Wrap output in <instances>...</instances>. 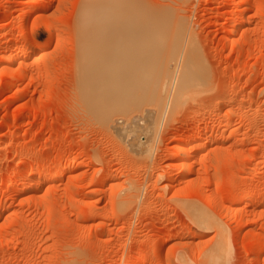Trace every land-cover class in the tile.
<instances>
[{
    "label": "rangeland",
    "instance_id": "374dc122",
    "mask_svg": "<svg viewBox=\"0 0 264 264\" xmlns=\"http://www.w3.org/2000/svg\"><path fill=\"white\" fill-rule=\"evenodd\" d=\"M234 1L123 0L162 15L168 12L172 23L180 20L185 22L183 25L188 24L184 33L189 37L183 33L162 34L160 37H165V41L167 37L177 36L179 44L174 48L187 45L189 50L193 48L186 53L187 46L181 47L187 55L193 50L198 52L189 55L194 56L192 61L197 60L196 57L199 60L195 69H191L207 79L206 84L201 80L202 84L191 91L192 97L189 92L186 97L183 95L184 104L180 102L181 98L180 106L174 95L177 79H173L168 86V96L164 93L163 103L166 105L159 103L162 109L156 110L161 112V118L160 112H155L158 114L156 122L152 120L156 114L151 120L156 125L152 126L151 122L146 125L147 133L152 129L151 151L147 149L148 152L145 150L139 154L131 150L126 134L132 132V135L136 131L144 134L139 131L141 127L136 126L134 132L130 127L128 130V127L124 128L126 138L120 131L118 135L114 129L106 128L87 108V101L79 93L78 82L83 76L81 69L84 65L88 67L82 70L88 72L86 77L97 71L95 75L99 79L102 75L106 77L103 79H113L115 75L110 74L112 65L102 66V70L107 69V72L101 74L100 64L105 61L107 65L109 60L110 65L108 57L115 51L116 54L120 50L128 52L129 56L141 51L134 40L140 33L108 34L103 45L120 49L113 48L109 56L110 50L105 47V52L103 45L100 48L88 46L86 50L79 47L81 38L76 24L83 0H0V264H201L205 260L206 249L217 239V231L214 227L203 229L197 225L185 207L190 202L195 204L194 207L210 212L227 227L229 242L234 246L229 264H264V252L260 258L254 256L260 249L264 251V194L255 195V203L249 206L238 205L242 213L239 211L234 219L226 218V213L234 206L233 202L245 193L243 185L259 168L251 191L264 188V159H257L264 152V0H242L239 4ZM238 11L245 12L244 23L236 21L240 15ZM32 25L41 28L39 35L33 31L23 33L24 27ZM235 27L237 30L233 32ZM128 35L131 36V47L130 40L126 43L129 48L134 47L133 54L126 49ZM142 35H138L139 41L140 38L146 39ZM181 35L183 38H179ZM110 37L111 41L107 40ZM187 39H191V44ZM23 42L32 43L34 48L41 46L42 50L21 55L19 45ZM121 42L125 45L122 46L124 43ZM95 48L101 49L99 54L104 52L99 55ZM149 48L157 47L151 44ZM95 50L97 54L93 53ZM91 52L101 61L93 62L95 57ZM178 52L173 53L178 59L174 61L176 66V61L181 66L180 62L183 63L188 56L182 51L178 57ZM152 53L154 56L155 52ZM182 53L185 54L183 57ZM140 55L139 61L137 56L133 57L137 64L133 68L124 67L129 63V56L127 60L126 56L123 58L125 63L121 60L124 55L119 57L125 64L121 66L122 70L118 68L124 76L116 75L121 82L126 78L128 81L135 78L134 83L137 79L143 81L154 72L152 69L158 67H149L147 55ZM87 57L90 63L99 66L95 69H92L93 64L82 66ZM170 57L173 61L174 57ZM170 62L172 66L174 62ZM174 69L178 78L179 71ZM191 72L197 78V74ZM108 73L113 77H108ZM173 73L171 71L170 74ZM152 76L151 79L156 77ZM126 83L124 87L128 88ZM144 88L146 90H141L148 92ZM148 89L150 92V87ZM125 92L123 96L126 97L134 94H127L128 90ZM170 100L172 104H169L173 106L176 102L178 106L176 103L174 106L177 108L167 104ZM126 107H121L122 114V110L116 109L112 119L122 115L124 127L135 113L136 105L129 110ZM118 110L119 113L116 112ZM168 111L174 115L167 116ZM214 117L220 120L231 118L232 125L212 124L209 120ZM199 124L202 140L210 138L215 142L208 147L203 158L197 156L199 148H188L187 153L193 154L194 169L184 186L181 184L183 171L174 170L178 164L175 146L185 138L192 139L194 135L191 132ZM207 127L209 132L212 130L211 135L208 132L210 136L206 131L204 133ZM147 133L141 135L143 140L148 138ZM35 166L47 168L49 172L61 167L62 171L56 178L45 181L42 175L29 172ZM235 173L240 174V181L234 178ZM91 179L95 180L89 186ZM235 183L243 185L238 190L234 188L238 186ZM26 184L29 188L20 192L18 189ZM135 192L139 196H134ZM210 197L217 200L219 207L213 205ZM11 208H19V211L14 212ZM238 223L242 231L237 229ZM13 236L16 240L7 243ZM182 256L183 260L179 258Z\"/></svg>",
    "mask_w": 264,
    "mask_h": 264
},
{
    "label": "bare ground",
    "instance_id": "6f19581e",
    "mask_svg": "<svg viewBox=\"0 0 264 264\" xmlns=\"http://www.w3.org/2000/svg\"><path fill=\"white\" fill-rule=\"evenodd\" d=\"M41 1V0H40ZM122 1V2H121ZM241 1L242 0H235L234 1V3L235 4H239V3H241ZM44 3V2H43ZM46 3V2H45ZM219 3V2H218ZM258 3V2H257ZM260 3V2H259ZM263 3V2H262ZM45 5V4H44ZM44 5H42V6H44ZM258 6V5H257ZM45 7V6H44ZM259 7V6H258ZM35 8V7H34ZM263 9V8H262ZM246 9L244 8V11H245ZM259 10H260V8H259ZM79 12H78V19H77V21H78V24H76V26H77V32L79 33V35H80V40L81 41H79L80 42V44L81 45H79V47H82V49H84V50H86L87 49V47L89 46V47H91L92 45L95 47V46H99V48H100V46L101 45H103L104 43H106V36L108 35V34H118V35H120V33H124V32H137V33H140V34H137V36L135 35V37H136V39H134V40H136L135 42L136 43H138L139 45H138V47H140V48H138L139 50H141V51H137L138 53L140 52L141 53V55H140V53H139V55H140V57L142 56L143 57V55H142V53H145V55H147V57H146V59H148V62H149V67H151L152 68V65H154V66H158L157 68H154V66H153V68H154V70L152 69V71H154L153 73H157V72H159L158 73V75L157 74H151V75H153V76H155L156 75V77H153L152 79H151V75L149 76V78H147V79H145V78H143V81H141L140 79V81L137 79V80H135L136 81V83H134V79H132V80H126L125 79V83H126V85L128 86V88L127 87H124V85H125V83L123 82H121V80L118 78V76H120L121 74L118 72L119 71V69L120 68H122L121 66H124L125 64H123V63H125V62H123V58H125V56H126V59L125 60H127V56H129L127 53L128 52H124V53H122L121 52V50L119 49V48H114V47H111V46H115V44L114 45H110V47H111V49L110 48H108V46L109 45H103V47H102V49H104L105 47H107L110 51L108 52V50H107V54L109 55L110 54V52H112V50H113V48L114 49H116V50H120V52H117L118 54H116L115 52H112V55L110 56V57H108V59L110 58V61H111V64L109 65L108 63H110L109 62V60L106 62L107 63V65H105V61L104 62H102L103 63V65H101L100 64V66L97 64V65H95L94 66V64L95 63H90V61H89V58L91 57L90 55L87 57V59H85V62H83L82 61V66L85 64V63H87V64H89V65H91V64H93L92 65V69H95V67L97 68V66H99V69H101L102 70V66H103V68L104 67H106V66H111L112 65V67H110V71L112 70L113 72L112 73H110L111 75H115L114 77L113 76H111V77H113V79H103V78H106V77H103L104 75H102L101 77H102V79H99L100 77L99 76H96L95 74L97 73V71H96V73L92 76V75H90V73H89V77H91L92 76V79L91 78H89L88 76L86 77V75H88V72L86 73V72H84V71H82L83 70V68H88V67H86L87 65H84L83 66V68L81 69V73H83V76L81 77V79L79 78V82H78V84H79V86L78 85H76V86H78L79 87V93H80V95L82 94V97L85 99V101H87L86 103H88V109L93 113V114H95L96 116H98V120H99V122H102V124H105L104 126H106V128L108 127V128H111L112 130L114 129V131L117 133H119V131H120V133H121V135L123 136V135H125L124 133H125V131H126V129L128 130L129 129V127L131 128V130L134 132L136 129H134V128H137L136 126H139V127H141V129H139V131L140 130H142V133H144V134H146L147 133V127L148 126H146L147 124H149V122H151L150 124H152L153 122H156V121H154L156 118V116L158 115V114H156L155 112H160V111H156V110H160V107L158 106V105H161L162 103H163V98H164V93L166 92V95L168 96V94H167V92H168V86L172 83V81H174L173 79L175 78V79H177L176 80V84H175V91H174V95H175V101L179 104V101H180V99L183 97V95H185V97H186V93H190L191 94V91L192 90H194V89H196L197 87H198V85L199 84H202V82H205V84H206V76L204 77V75H202V76H200V74L199 73H197V71H195V70H193V69H191L192 67H194V69H195V66L197 65V64H199V62H197V60H198V58L196 57V59L197 60H195V61H192V59L194 58V56L193 57H190L189 55L191 54V53H193L194 52V50H193V52L191 51V52H188V54L189 55H187L186 53H187V50H189L188 49V46L186 47L184 44V46L183 47H186L185 48V50H186V53H185V50H182L181 49V47L179 48V47H177V48H174V46H178V44L179 43H177L176 42V39H178V38H176V37H173L172 35L173 34H176V35H179V34H181V33H183V35L184 36H188V35H185V33L187 32V25L185 26V25H183L184 23H183V21H177L176 20V22L175 21H173L174 23H172V20L170 21V19L169 18H171V17H169L168 16V12H166L165 14H161L160 12H158L157 11V13H155L154 12V10L152 11V10H149V9H147V8H144V9H141V8H138V7H135L133 4H131V3H126V2H123V0H83V2L81 3V5H80V9L78 10ZM156 11V10H155ZM160 11V10H159ZM241 11V10H240ZM170 12V11H169ZM239 12V11H238ZM241 12H243V11H241ZM258 12H260V11H258ZM34 13V12H33ZM42 13V12H41ZM245 13V12H244ZM242 14V13H240L239 12V14H237V15H239V17L237 18L238 20H236V21H239L240 23H244V21H245V17L246 16H244L245 14ZM263 13V12H262ZM31 14V13H30ZM28 15V14H27ZM31 16V15H30ZM35 16V15H34ZM171 16V15H170ZM36 17H38V16H36ZM47 19V18H46ZM45 19V20H46ZM48 20V19H47ZM52 20V19H51ZM182 22V23H181ZM50 23V22H49ZM246 23V22H245ZM2 25H4V24H2ZM47 25H49V27L50 26H52V24H47ZM241 26V25H240ZM55 27V26H54ZM22 29V28H21ZM53 29V28H52ZM52 29H50L49 28V30H52ZM239 29V28H238ZM245 29V28H244ZM237 29H236V27H235V29H232V31L234 32V31H236ZM29 31H33V32H35L36 34H40L41 33V28L37 25V26H33L32 25V27H29V26H27V27H24L23 28V33H28ZM48 32H50V31H48ZM185 32V33H184ZM230 32H231V30H230ZM133 33V34H134ZM232 33V32H231ZM143 34V35H142ZM163 34V36L164 35H169V34H172L171 36V38L170 37H167L166 38V40H168V39H171V40H169L168 42L165 40V41H163L164 40V38L165 37H160V35H162ZM3 35V34H2ZM5 36H6V34H4ZM138 35H142V37L144 36L146 39H144V38H140L141 40L139 41V36ZM147 35V36H146ZM151 35H152V37H151ZM153 35H155V37L153 36ZM192 35V34H191ZM190 35V36H191ZM5 36H3V38H5ZM112 36V35H111ZM115 36V35H114ZM129 36V35H128ZM127 36V37H128ZM131 36L133 37V35L131 34ZM131 36H129L128 37V39H125V43L126 42H128L127 40H130V42H129V45L131 44ZM148 36H150V38H153V39H150V38H148ZM109 37V36H108ZM120 38H121V36H119ZM138 37V38H137ZM189 37V36H188ZM187 37V38H188ZM117 38H118V36H117ZM119 38V39H120ZM134 38V37H133ZM179 38H183V36L181 35ZM191 39L193 38V35H192V37H190ZM60 39V38H59ZM110 39V41H111V37L110 38H108L107 40H109ZM114 39V38H113ZM138 39V40H137ZM149 39V40H148ZM159 39V40H158ZM172 39H174V41H172ZM191 39H187L189 42H190V40ZM4 40V39H3ZM118 40V39H117ZM122 40H123V38H122ZM153 40H155V41H153ZM157 40V41H156ZM184 40H185V38H184ZM193 41H194V38L192 39ZM39 41V40H38ZM114 41H116V40H114ZM124 41V40H123ZM138 41V42H137ZM150 41V42H149ZM159 41V42H158ZM192 41V42H193ZM58 42V41H57ZM119 42V44H120V41H118ZM134 42V41H133ZM134 42V43H135ZM161 42L163 43L164 42V44L166 45H164V44H161ZM166 42V43H165ZM185 42V41H184ZM24 43V42H23ZM114 43V42H113ZM122 43V42H121ZM124 43V42H123ZM122 43V44H123ZM125 43L122 45V46H124L125 45ZM154 43V44H153ZM158 43V44H157ZM169 43V44H168ZM175 43V44H174ZM183 43V42H182ZM181 43V44H182ZM32 44V43H31ZM31 44L30 43H24L23 45L22 44H20L19 46H20V54L21 55H23V54H25V56L27 55V54H29V53H31V54H35V53H37V52H39L40 50H42L40 47L41 46H37V47H33V46H31ZM47 44V43H46ZM45 44V45H46ZM61 44V43H60ZM149 44V45H148ZM152 44V46L153 47H157V48H149V46ZM159 44H161V46L162 47H159V49H158V46H160ZM180 44V45H181ZM190 44H191V42H190ZM193 44H195V42L193 43ZM192 44V45H193ZM126 45H127V47H126V49H130V54L132 53V51L134 52V47H133V49L132 48H129L128 46V44L126 43ZM133 45V44H132ZM136 45V44H135ZM134 45V46H135ZM141 45V46H140ZM179 45V46H180ZM92 46V47H93ZM117 46H118V43H117ZM137 46V45H136ZM167 46H169L168 48H167V50H166V47ZM119 47V46H118ZM130 47H131V45H130ZM182 47V48H183ZM98 48V47H97ZM97 48H95L96 50H97V53L99 54V52L101 51V49H100V51H98V49ZM137 48V47H136ZM161 48H163V49H161ZM164 48H165V51H163L164 50ZM171 49V52H170V49ZM181 49V51H179L178 52V50L179 49ZM88 49H91V48H88ZM94 49V48H93ZM125 48H124V50H126ZM144 51H143V50ZM150 49V50H149ZM153 49V50H152ZM154 49H156V50H159V52L158 51H156V50H154ZM174 50V52H178V54H177V56L179 57V56H181V54H180V52H184L185 54H183L182 53V57L185 55L188 59H185V60H183L184 58H182V60H183V63L182 62H180V64H181V66L178 64L179 62H177L176 61V63H177V66H176V64H175V59H177V57H176V55H174L175 53L173 52V50ZM175 49H177V50H175ZM193 48H190V50H192ZM195 49V48H194ZM83 50V52L85 53L86 51H84ZM96 50L93 52V53H95V54H97L96 53ZM145 50H146V52H145ZM148 50V51H147ZM160 50L162 51V52H160ZM169 50V51H168ZM189 50V51H190ZM126 51H128V50H126ZM155 52V55L153 56V53L152 52ZM196 51V50H195ZM104 52V50L102 51V53ZM105 52H106V48H105ZM136 52V51H135ZM137 52L135 53V54H133V55H131V56H129L128 57V64H126L124 67L126 68H133L134 66H136L137 64H136V61H134V59H133V57H138L139 55L137 54ZM165 52H169L168 54H167V56H166V54H165ZM174 54H173V53ZM84 53H83V55H84ZM92 53V52H91ZM90 53V54H91ZM92 53V55H94V57H95V59H93L92 61L93 62H95V61H101V60H98V59H96L97 57H98V55L97 56H95V54H93ZM102 53H100L99 55H101ZM152 53V54H151ZM156 53L158 54V55H156ZM160 53V54H159ZM194 53H198V52H194ZM86 54V53H85ZM105 54V53H104ZM114 54V55H113ZM119 54H121V55H119ZM150 54L152 55V56H150ZM164 54H165V56H164ZM12 55V54H11ZM10 54H9V56H11ZM15 55V54H14ZM82 55V54H81ZM82 55V58L84 57V56H87V54L86 55H84L83 56ZM124 55V56H123ZM161 55V56H160ZM173 56L174 57V59H173V61H171L170 59H172V57H170V56ZM195 55H199V54H195ZM122 58H121V57ZM168 56H169V60L171 61H169L168 60ZM191 56H192V54H191ZM93 57V56H92ZM93 57V58H94ZM101 57H105V55L103 56H101ZM121 58V60H122V62H121V60H120V58ZM149 57H151V58H149ZM49 58V57H48ZM107 58V57H106ZM165 58H167V59H165ZM8 59V58H7ZM10 57H9V61H10ZM51 59V58H50ZM92 59V58H91ZM129 59H131V61L129 60ZM195 59V58H194ZM51 60H53V59H51ZM86 60L89 62H86ZM103 60V59H102ZM105 60V59H104ZM119 60H120V62H119ZM178 60V59H177ZM138 61H139V57H138ZM185 61V62H184ZM199 61V60H198ZM99 62H97V63H99ZM152 62V63H151ZM168 62H170V63H172V62H174V64H175V66H174V64L171 66V64H169ZM193 62H197L196 64L195 63H193ZM127 63V62H126ZM132 63H134V64H132ZM46 64H47V61H46ZM121 64V65H120ZM131 64V65H130ZM136 64V65H135ZM192 64H194V65H192ZM50 65V64H49ZM179 65V66H178ZM129 66V67H128ZM132 66V67H131ZM169 66H171L173 69H174V67L176 68V69H178V71H179V75H178V78H177V74L175 75V69L173 70L171 67H169ZM6 67V66H5ZM178 67V68H177ZM8 68V67H7ZM80 68V67H79ZM91 68V67H90ZM109 68V67H108ZM112 68H114V69H112ZM119 68V69H118ZM124 68V69H125ZM139 68H140V66H139ZM123 69V68H122ZM122 69H120V70H122ZM156 69V70H155ZM170 69H172V70H170ZM105 69H103L102 70V73L101 74H104L103 72H107L106 70L104 71ZM128 70V69H127ZM132 70V69H131ZM135 70V69H134ZM136 70H138V68L136 69ZM135 70V71H136ZM159 70V71H158ZM194 71L195 72V74H197V78H195L196 76H194V73H192L191 71ZM95 71V70H94ZM130 71V70H129ZM129 71H127V72H129ZM139 71V70H138ZM140 71H141V73L143 74V72H142V70L140 69ZM156 71V72H155ZM171 71L172 72H174L173 73V75L172 74H170L171 73ZM9 72V71H8ZM79 72H80V70H79ZM101 72V71H100ZM100 72H99V70H98V74L100 75ZM120 72H122V71H120ZM81 73H79L80 75H82ZM123 73V72H122ZM125 73V72H124ZM135 72H133V73H131L132 75L134 74ZM176 73H178V72H176ZM97 74V75H98ZM110 74L108 73V77H110ZM118 74H120V75H118ZM127 74V73H126ZM105 75L107 76V73H105ZM116 75H118L117 77H116ZM129 75V74H128ZM128 75H126V77L128 76ZM174 75H175V77H174ZM97 77L96 79H93V77ZM121 76H124V75H121ZM198 76H200V78L201 79H199L198 78ZM107 77V78H108ZM110 77V78H111ZM204 77V78H203ZM50 78V77H49ZM130 78V77H129ZM203 78V79H202ZM118 79V80H117ZM122 79V78H121ZM131 79V78H130ZM205 79V81H203ZM107 80V81H106ZM147 80H149V81H147ZM151 80V81H150ZM201 80H202V82H201ZM138 81V82H137ZM144 81H145V83H144ZM132 82V83H131ZM149 82V83H148ZM136 84H137V86H138V88H136L137 86H136ZM133 85H135V86H133ZM134 88H133V87ZM139 86H140V88H139ZM150 87V92H149V87ZM131 87H132V89H131ZM144 87H146L147 88V90H148V92L147 91H145L146 89L144 88ZM203 87V86H202ZM124 88H126V90L124 89ZM141 88H143V89H145V90H141ZM170 88V87H169ZM135 89H139L138 91L139 92H136L137 90H135ZM166 89H167V91H166ZM78 90V89H77ZM127 90L129 91L128 93H127ZM135 90V91H134ZM124 91H126L125 93H127V94H131V93H134V94H132V95H129V97H126L125 95L123 96V92ZM134 91V92H133ZM143 93L142 95H140L139 93H141V92ZM135 92L136 93H138V94H135ZM146 92H147V94H146ZM145 93V94H144ZM79 95V96H80ZM173 95V96H174ZM172 96V97H173ZM188 96H189V94H188ZM188 96H187V100H189L188 99ZM191 97H192V94H191ZM166 98V97H165ZM189 98H190V96H189ZM84 99H83V101H84ZM148 99V100H147ZM174 99V98H173ZM145 100V102H147V103H145V102H142V101H144ZM166 101V100H165ZM173 101V100H172ZM142 102V103H141ZM171 102V100L167 103L168 105H170V104H172V103H170ZM174 102V101H173ZM176 102H174V103H176ZM181 103H183L184 104V102H183V98H182V101H180ZM159 103H161V104H159ZM170 103V104H169ZM173 103V106L172 105H170V106H172V108L174 107H176V106H174L175 104ZM177 103H176V105H177ZM180 103V104H181ZM139 104V105H138ZM140 104H142L143 106L141 107V105ZM165 103H163L162 105H164ZM180 104H179V106H180ZM86 105V104H85ZM126 105H127V107H126ZM134 108V105H136V109L134 108L133 110V112H135V113H133V115H132V117L130 116L129 118H131V120H128L129 122H127V119H124L125 121L124 122H127V124H126V126L124 127V125H123V119H122V115L120 116L121 117V119H120V117L119 118H116V116H115V119L114 120H112L113 119V115H114V111L116 110V109H119V110H122L121 109V107H126L128 110L130 109V107L131 106ZM166 105V104H165ZM167 105V107H169ZM178 106V105H177ZM84 107V106H83ZM131 107V108H132ZM157 107H159V109L157 108ZM138 108V109H137ZM140 108V109H139ZM177 108V107H176ZM161 109H162V107H161ZM116 111V112H120V111ZM132 110V109H131ZM130 110V111H131ZM137 110H139V111H137ZM140 110H142V112L140 111ZM167 110V109H166ZM175 110V109H174ZM89 111V112H90ZM172 111H173V109H172ZM177 111H179V110H177ZM115 112V113H116ZM91 113V114H92ZM123 113V110H122V112H121V114ZM168 115L167 116H171V114L173 113H171L170 111H168ZM175 113H177V112H175ZM117 114V113H116ZM154 114H156L155 116H154V118H152V120H153V122H152V120H151V117H153V115ZM161 115V112H160V114H159V116ZM172 115H174V114H172ZM97 118V117H96ZM160 118H161V116H160ZM215 118V117H214ZM151 121H150V120ZM112 120V121H111ZM161 119H159V121H160ZM212 124H214V123H217V122H219L220 123V125L222 124V125H225V126H230V125H232V120H231V118H229V119H224V120H220V119H218V118H215V119H213V120H209ZM157 122H158V120H157ZM155 124V123H154ZM154 124H152V126L154 125ZM156 125V124H155ZM217 125H219V124H217ZM151 126V127H152ZM200 126V124L199 125H197V126H195L194 128H193V131L191 132L192 134L191 135H194V137L191 139V138H185V140H183L180 144H178V145H176L175 146V156H176V161L178 162V164H177V167H176V169H174L175 171H177V172H182L183 171V175H182V179H181V184L182 185H186V184H188V181H189V179L191 178V175H192V173H193V169H194V161L192 160V155L191 154H189V153H187V150H188V148L190 147L192 150H196V149H200L198 152H197V156L199 157V158H203L205 155H206V153H207V149H208V147L211 145V144H213L215 141H212V139H210V138H206V139H204V140H202V138H201V136L199 135L200 133H202V128H200L199 127ZM126 127H128V128H126ZM209 127V126H208ZM208 127H207V129L206 130H204V133H205V131H206V133L208 134V132H209V130H208ZM124 128H126V129H124ZM212 128V127H211ZM230 128V127H229ZM122 129H123V132H122ZM107 130V129H106ZM125 130V131H124ZM138 130V129H137ZM148 130H149V128H148ZM152 130V129H151ZM151 130H150V132H148L147 134L149 135L148 136V138L147 139H145V140H143L142 138H141V135H143L144 136V134H139V132L138 131H136L134 134H130V133H132V132H128V134H130V135H128V134H126L127 135V138H128V140L127 141H129L130 143H128V145L130 144L131 145V150L132 151H134L135 153H139V154H141V152H144L145 150L147 151V149H149V148H151L150 147V140H151ZM144 131V132H143ZM212 131V130H211ZM211 131L209 132V134L211 133ZM113 133V132H112ZM117 133V134H118ZM123 133V134H122ZM126 133H127V131H126ZM208 134V135H209ZM119 135V134H118ZM126 135H125V138H126ZM203 135V134H202ZM204 135H206V134H204ZM207 135V136H208ZM211 135V134H210ZM209 135V136H210ZM130 136V137H129ZM146 137V136H145ZM122 139L124 138V137H121ZM237 139V138H236ZM124 140V139H123ZM126 142V141H125ZM130 147V146H129ZM150 150V149H149ZM151 151V150H150ZM148 152V151H147ZM145 153V152H144ZM219 153V152H218ZM63 155V154H62ZM147 155H149V154H147ZM196 156V157H197ZM221 156V155H220ZM58 157V156H57ZM66 158H68L67 156H65ZM70 157V156H69ZM73 157V156H72ZM87 158V157H86ZM85 158V159H86ZM194 158V157H193ZM198 158V159H199ZM234 158V157H233ZM59 159V158H58ZM69 159H72V158H69ZM68 159V160H69ZM76 159V158H75ZM84 159V160H85ZM87 159H89V158H87ZM257 159H260V161H261V159H264V152H262V153H260L259 155H258V157H257ZM73 160V159H72ZM83 159H81V161H82ZM219 160V159H218ZM256 160V159H255ZM223 162V161H222ZM219 165H220V163H218ZM230 164V163H229ZM71 166V165H70ZM218 166V165H217ZM72 167V166H71ZM62 168L61 167H59V168H57L54 172H49L48 170H47V168H44V167H34V168H32L31 169V171L29 170V172L30 173H32V174H37V175H42L43 176V178L45 179V181L46 180H49V179H53V178H56L57 176H59L58 174H60V172L62 171L61 170ZM75 169V168H74ZM217 169V168H216ZM241 169H245V167L244 168H241ZM261 168H259V169H257L254 173H253V175L250 177V180H248V182H245L246 184L245 185H243V183L242 184H240V186L242 187V185L243 186H245L244 188H246V191H245V193L241 196V197H239L237 200H235L234 202H233V208L230 210V209H228V210H230V211H228L227 213H226V218L227 219H229V220H232V219H234L235 217H237V215H239V211H240V209H239V207H238V205H241V204H247L248 206L249 205H251L253 202L255 203V195H258V194H264V188H263V190H253V191H251V187H252V181L255 179V177L257 176V174H258V172H259V170H260ZM71 170V169H70ZM173 170V171H174ZM73 171V170H72ZM167 173V172H166ZM169 173V172H168ZM172 173V172H171ZM169 175H171V174H169ZM168 175V176H169ZM240 174L238 173V174H236L235 173V175H233L234 176V178H238L239 179V176ZM164 176V175H163ZM166 176V175H165ZM233 176H231V177H233ZM239 176V177H238ZM34 179V178H33ZM43 179V180H44ZM93 180H95V179H91V180H89V186H91V185H93ZM228 180V179H227ZM233 180V179H232ZM235 180V179H234ZM34 181V180H33ZM221 181V180H220ZM238 181H240V179L238 180ZM35 182V181H34ZM237 182V181H236ZM31 184V183H30ZM218 184V183H217ZM6 185V184H5ZM9 185V184H8ZM33 185H34V183H33ZM36 185H37V183H36ZM39 185V184H38ZM134 185V184H133ZM181 185V186H182ZM235 185H238V183H235ZM11 185H9V187H10ZM26 186H27V184H26ZM23 187V188H20V189H18L20 192L21 191H23V190H25V189H27V188H29V185L27 186V187ZM240 186L238 185V186H236V187H234L235 189H238L239 190V188H240ZM18 187V186H17ZM34 188H36L35 186H34ZM253 188V187H252ZM131 189H133V188H131ZM234 189V190H235ZM262 189V188H261ZM17 190V191H18ZM235 192H236V190H235ZM240 192V191H239ZM18 193V192H17ZM237 193H238V191H237ZM124 194V193H123ZM131 194V193H130ZM130 194H128L129 196H130ZM228 195H229V193H227ZM236 194V193H235ZM132 195V194H131ZM134 196H139V194L137 193V192H135V194H134ZM127 197V196H126ZM131 197V196H130ZM130 197H129V199H130ZM121 198V197H120ZM134 199V197L132 198V200ZM210 200L213 202V205H215V206H218L219 207V204H218V202H217V200H215L213 197H210ZM126 201H129L128 200V198H127V200ZM134 202H135V200H133ZM210 201V202H211ZM129 203H130V201H129ZM191 204H185V207H186V210L188 211V214L192 217V219L197 223V225L200 227V228H203V229H206V228H209V227H214L215 229H216V231H217V239H216V241H214L213 243H212V245L211 246H209V248L208 249H206V251H205V257H204V262L203 263H201V264H229V262H228V260H229V258L232 256V253H233V251H234V246L232 245V244H230L231 242H229V232H228V229H227V227L219 220V219H217L215 216H213L210 212H208L207 210H205V209H202V208H197L196 206L194 207V205L195 204H192V202H190ZM128 204V203H127ZM16 207V206H15ZM130 207V206H129ZM128 207V208H129ZM183 207H184V205H183ZM11 209H13V211L14 212H17V211H19V208H11ZM185 209V208H184ZM251 212V211H250ZM41 213V212H40ZM97 213V212H96ZM240 213H242L241 211H240ZM94 215V214H93ZM253 218V217H252ZM249 221V220H248ZM242 222V221H241ZM250 224V223H249ZM237 226H238V228L237 229H239V231H242V227H240V225H239V223L237 224ZM238 231V232H239ZM20 235V234H19ZM216 237V236H215ZM16 238V236H13L11 239H9V241H7V243H10L11 244V242L14 240ZM258 238V237H257ZM16 240V239H15ZM6 243V244H7ZM263 249V248H262ZM8 251V250H7ZM150 252H151V250H149ZM149 252V253H150ZM262 252H264L263 250H259V251H257L255 254H254V256L256 257V258H260V255H261V253ZM10 254H11V251H10ZM181 255V254H180ZM10 256V255H9ZM180 259H184V257L182 256V257H179ZM231 259V258H230ZM120 261L122 260L121 259V257H120V259H119ZM259 261V260H258ZM264 262V261H263ZM262 262V263H263ZM145 262H141L140 264H144ZM260 262H258V264H259Z\"/></svg>",
    "mask_w": 264,
    "mask_h": 264
}]
</instances>
